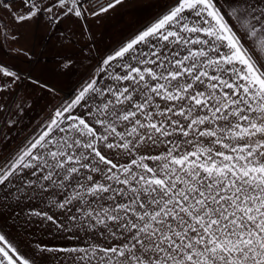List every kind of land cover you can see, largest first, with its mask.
Returning <instances> with one entry per match:
<instances>
[{
	"label": "snow or ice",
	"instance_id": "obj_1",
	"mask_svg": "<svg viewBox=\"0 0 264 264\" xmlns=\"http://www.w3.org/2000/svg\"><path fill=\"white\" fill-rule=\"evenodd\" d=\"M125 2L0 0V52L32 66L0 60L4 127L30 107L23 85L55 99L45 72L93 61L0 155V264H264V0H165L99 59L60 33L41 65L38 31L75 19L91 37L87 19Z\"/></svg>",
	"mask_w": 264,
	"mask_h": 264
},
{
	"label": "crops",
	"instance_id": "obj_2",
	"mask_svg": "<svg viewBox=\"0 0 264 264\" xmlns=\"http://www.w3.org/2000/svg\"><path fill=\"white\" fill-rule=\"evenodd\" d=\"M127 1V0H126ZM165 0H129L123 5H117L115 9L101 17H89L86 21L88 28L91 31V37L85 35L81 37V22L75 19L65 20L57 28L54 29L56 35L48 37L44 35L43 29L36 34L35 53L39 55L44 53L41 57V65H50L49 60H45L48 54L45 55V44H49V48H60V33L71 36V39L76 42L75 47L78 49L85 43H89L98 51V56L106 54V50L118 46V43L128 39L137 29L151 22L152 18L161 11ZM54 44L56 46H54ZM28 47L29 45L23 41L20 44L13 45V48ZM103 54V55H102ZM11 58L17 65L22 67L24 71L28 70L29 64L25 62L23 56L17 57L15 52L3 51L0 52V59ZM33 58H36L33 56ZM90 62V61H89ZM51 63V62H50ZM80 71V70H79ZM46 78V77H45ZM61 87V86H60ZM10 229H6L9 231ZM49 243L53 247L66 246L76 243L75 241H68L59 237H47ZM24 250L23 247L21 249Z\"/></svg>",
	"mask_w": 264,
	"mask_h": 264
},
{
	"label": "rangeland",
	"instance_id": "obj_3",
	"mask_svg": "<svg viewBox=\"0 0 264 264\" xmlns=\"http://www.w3.org/2000/svg\"><path fill=\"white\" fill-rule=\"evenodd\" d=\"M128 1L129 0L126 2ZM45 45V55L48 54V57L45 60H49L51 62H49L50 65L46 66L48 68H52L55 66L56 60L54 53L60 50V48H56L57 46L55 44L54 46L56 47L53 48H49L50 45L47 43ZM92 55L96 59L100 58L98 56V51L94 48ZM41 57L42 56H40V60ZM11 58L7 59L4 57V59L0 60H3L5 63L14 65L15 67L23 70L22 67L14 63L15 61ZM89 61L90 60H83L82 62H78L68 75L58 76L52 74L51 72H45V77L48 78L50 82L54 83L55 87L58 89L55 99L48 96L47 93L34 90L30 84H25L22 86L20 95H28L31 97L29 100L30 107L26 108L24 112L15 117V119L18 121L15 126L4 127L2 118H0V138H3L2 142H0V155H6L13 151L16 146L25 139V137L33 133L37 129V126L46 119L48 111L53 104L59 103L66 97L70 98L72 90L74 87H76L77 82L85 74L89 64L93 62ZM31 67L32 66L29 65L28 69Z\"/></svg>",
	"mask_w": 264,
	"mask_h": 264
},
{
	"label": "built area",
	"instance_id": "obj_4",
	"mask_svg": "<svg viewBox=\"0 0 264 264\" xmlns=\"http://www.w3.org/2000/svg\"><path fill=\"white\" fill-rule=\"evenodd\" d=\"M91 2H92V3H95V2H96V0H91ZM101 2H103V0H101Z\"/></svg>",
	"mask_w": 264,
	"mask_h": 264
}]
</instances>
